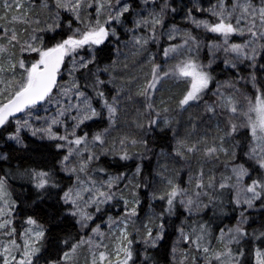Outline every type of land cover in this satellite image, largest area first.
Listing matches in <instances>:
<instances>
[{
  "label": "snow or ice",
  "instance_id": "1",
  "mask_svg": "<svg viewBox=\"0 0 264 264\" xmlns=\"http://www.w3.org/2000/svg\"><path fill=\"white\" fill-rule=\"evenodd\" d=\"M0 264H264V0H0Z\"/></svg>",
  "mask_w": 264,
  "mask_h": 264
},
{
  "label": "rangeland",
  "instance_id": "2",
  "mask_svg": "<svg viewBox=\"0 0 264 264\" xmlns=\"http://www.w3.org/2000/svg\"><path fill=\"white\" fill-rule=\"evenodd\" d=\"M149 70H150L149 68H145L144 69L145 72H147ZM181 87H182V85H181ZM165 88L166 89H170L173 92H178L179 91V88H177L175 83L172 82V81H169L167 84H165ZM165 95H167V93H165Z\"/></svg>",
  "mask_w": 264,
  "mask_h": 264
}]
</instances>
